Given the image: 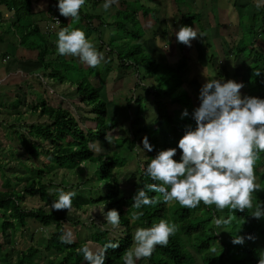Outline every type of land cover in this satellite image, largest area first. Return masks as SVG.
<instances>
[{"label":"trees","instance_id":"trees-1","mask_svg":"<svg viewBox=\"0 0 264 264\" xmlns=\"http://www.w3.org/2000/svg\"><path fill=\"white\" fill-rule=\"evenodd\" d=\"M17 0H10L7 4L10 9L14 10L18 24L20 23V15H28L30 13L29 0H18L19 5L15 4ZM5 2V1H2ZM264 18V17H263ZM133 23V22H130ZM21 27V26H20ZM19 27V28H20ZM26 34V35H24ZM21 35L22 43L28 40L27 47L37 49V58L40 63L48 70L45 64L48 49L41 44H44V37L40 34L37 26L29 25V31ZM35 37V41L30 43V38ZM24 39V40H23ZM35 46V47H34ZM143 47L136 45L134 50H131L128 58L135 60L133 56H137V62L134 66L142 65L145 69V74L152 78L154 86L142 87L144 98L152 97L156 108V118L154 124L157 125L159 130H162V137L165 145L173 144L174 135L179 134L181 137L184 133L179 131L182 124L174 125L170 112L167 109L166 103L181 106L179 98H172L168 96L167 92L162 91V82L165 81L167 73L177 74L176 71L164 68L154 62L146 53H143ZM133 55V56H132ZM127 57L121 58L125 60ZM258 67L253 66L248 68L251 70L248 75H253L254 69ZM51 78L54 80L66 83L69 82L76 88V94L81 103H85L92 108L94 118L92 121L95 126L93 128L80 127L76 118L66 109L61 106L56 108L49 106L44 100L35 105L30 113L45 119L44 123H32L30 125H20L18 128L21 130L20 143L25 150L26 154L35 156L36 158L42 157L44 160V167H28V176L26 177L27 184L15 190L11 186L10 179L4 176L2 183V191H0V231L2 235L6 230L17 229L24 227L26 220H33L43 228H47L52 222L55 223V231L45 239V250L53 251L60 257L58 259H49L46 264H86L80 249L82 247H89L93 251H101L104 246L111 243H118L115 249L109 248L106 252V264H123L122 256L124 252L133 244V231L135 232L139 227H151L158 223L161 219L168 220L179 226V230L175 235L171 236L167 246H157L153 255L147 259L137 261V264H195L198 259L199 264H261L259 257V243L257 240L260 234H264V230H257L253 224H260L257 220L250 219L252 210L255 209L256 203L264 202V171L260 172V168L264 166V159L262 153H259V163H256L255 174L259 179V186L261 193H258V198L253 203V209H246L244 212H234L231 209L218 210L215 205L206 206L202 202L196 209L189 210L181 206L178 202L165 203L160 197L159 193L148 192L149 197H157L160 202L153 206H145L142 209H135L132 207V197L138 188H143L146 184L152 183L151 179L144 174L147 164L150 162L152 155L150 154L143 162L139 160L137 172L139 174V183L134 185L135 190L129 197L122 195L120 184L113 171L117 168H122L125 165V159H114L107 154L94 155L92 145L98 140L106 137V134L116 127V121L113 116L108 117L106 110V102L101 99L100 87L95 88L90 82L83 79L68 80L63 76L59 70H51ZM252 76V82H258ZM248 77L246 75L241 79V82L246 85ZM183 81L181 77H177L175 88L181 86ZM168 90V89H167ZM170 90V89H169ZM160 96H163L160 99ZM133 100V98H132ZM184 100L190 104V97L185 96ZM141 98L135 99V105L138 106V111L141 110ZM133 101L127 102L129 105ZM143 108V107H142ZM188 116L186 120L192 119L193 110L191 106L186 107ZM181 111V110H180ZM179 113V112H177ZM177 114L176 117H178ZM184 120L185 122H187ZM167 122L166 127L163 123ZM143 123V122H142ZM174 127V128H173ZM195 128V125H194ZM146 133V126L143 124L135 130V135L132 136L131 143L134 140L142 141V138H136L137 133ZM182 134V135H181ZM147 136V133L146 135ZM144 136V137H145ZM148 137V136H147ZM127 138L122 140L126 141ZM180 139V138H179ZM149 140V137H148ZM150 142V141H149ZM178 143V142H177ZM151 145L153 143L150 142ZM177 145L176 143L174 144ZM115 148L118 146L115 143ZM83 162H98V178L106 179V186L103 188L101 195L88 200L80 201L77 203L74 200V207L81 209V205L89 204H103L106 210L116 209L120 214V225L118 234H110L108 228L93 227L91 233L86 238H80L76 234V241L64 235L62 222L65 219L56 211H45L44 207H28L23 205L26 198H37L41 204L51 205L52 202L58 199V189L66 185L62 183L61 187L50 192L51 184L43 183L42 180L47 176L48 172L55 169H77ZM258 165L261 166L258 168ZM29 172L34 176H29ZM16 178V177H15ZM23 180L22 177H17L15 180ZM36 179L38 180L36 183ZM80 186V185H79ZM65 191V189H63ZM147 191V189H145ZM80 194V193H79ZM75 199V198H74ZM78 199V198H77ZM81 200V199H78ZM137 211H142L143 215L139 220L133 221L132 214ZM235 215L236 219L231 220L230 223L221 225L224 228L226 239H221L219 235L218 226L215 224L216 218L228 220L229 217ZM249 218V219H248ZM253 222V223H251ZM135 229V230H134ZM236 237L244 238L243 244H233ZM80 238V239H79ZM65 241H71L67 243ZM190 246L193 252L187 249ZM4 244L0 242V251L3 249ZM240 253H245L241 256ZM39 254V249L36 247H29L25 251L17 253L14 262L8 260V255L0 257L1 264H39L33 259ZM197 255V258L194 256Z\"/></svg>","mask_w":264,"mask_h":264},{"label":"crops","instance_id":"crops-1","mask_svg":"<svg viewBox=\"0 0 264 264\" xmlns=\"http://www.w3.org/2000/svg\"><path fill=\"white\" fill-rule=\"evenodd\" d=\"M9 1L0 0L1 143L8 140L3 129L9 123L7 114L19 115L15 117L19 122L20 113H25L26 117L41 99L49 106L58 107L52 102V96L59 94L56 83L69 86V90L76 93V88L69 82L54 81L50 75L51 70H57L53 64L59 62L61 55L55 51V42L49 40L58 36L64 27L82 30L103 53L102 64L106 71L98 79L101 80L100 92L109 81H124L130 75V67L136 74L134 91L142 90V80H152L146 74L139 77L138 66H134L139 55H132L133 61L128 58L129 52L140 45L143 53L154 62L182 76L183 83L178 88L183 87L185 92L191 93L190 103H195L194 108L200 105L199 92L208 79L223 82L231 79L242 83L241 79L246 75L250 84L246 82L241 95L264 99V0H119L118 5H112L107 12L103 9L105 0H86L78 22L60 15L58 0H29L30 13H21V24H18L14 10L5 4ZM15 4L19 5L18 0ZM55 16L61 18L60 26L46 33L47 25ZM29 25L37 26L44 37L41 45L48 49L49 59L45 60L48 70L37 58L38 50L28 48V40L22 43L21 35L29 31ZM180 26L193 27L204 35L192 40L190 47L185 46L176 40L175 32ZM34 41L35 37H31L30 43ZM124 57L127 58L121 60ZM73 60L90 69L78 57L71 56ZM253 66L258 67L253 75L259 83L252 82L253 75H248V68ZM62 99L58 96L59 102H63ZM181 108H177L179 112ZM263 171L264 166L260 168V172ZM259 247V257L264 262V245L259 244Z\"/></svg>","mask_w":264,"mask_h":264},{"label":"clouds","instance_id":"clouds-1","mask_svg":"<svg viewBox=\"0 0 264 264\" xmlns=\"http://www.w3.org/2000/svg\"><path fill=\"white\" fill-rule=\"evenodd\" d=\"M85 3L86 0H58L57 8L61 16L78 22ZM118 3L119 0H105L103 9L107 12ZM57 35L58 55L78 57L92 68L104 61L103 53L82 30L64 27ZM203 35L189 26H180L175 32L177 42L188 47L192 40ZM243 88V83L231 79L226 82L207 80L199 92L200 105L192 113L195 128L186 125L175 148L161 150L150 158L144 174L152 183L136 190L132 197L133 208L139 210L159 203L157 197L148 196V192H154L160 194L163 202H178L189 210L196 209L201 202L206 206L215 205L218 210L244 212L253 209L254 200H257L255 193L261 191L255 166L259 153H264V99L242 96ZM188 115L185 109L181 118ZM141 143L143 150H154L147 136L142 138ZM95 147L97 151L103 150L98 140ZM136 149L141 151L139 146ZM177 149L180 150L179 161L174 159ZM57 191L58 199L51 203L50 208L70 210L76 193L63 189ZM142 215V211H137L131 218L136 221ZM252 216L255 219L264 217V202L256 203ZM104 218L113 227H119L120 214L116 209L108 210ZM235 219V215L228 220L216 218L215 224L219 227ZM178 230L177 224L164 219L151 227L137 228L133 244L122 256L123 264H137L141 259L150 258L156 247L167 246L170 237ZM232 242L243 244L244 238L236 237ZM118 246V243L109 242L101 251L85 246L80 252L86 264H106V252Z\"/></svg>","mask_w":264,"mask_h":264},{"label":"rangeland","instance_id":"rangeland-1","mask_svg":"<svg viewBox=\"0 0 264 264\" xmlns=\"http://www.w3.org/2000/svg\"><path fill=\"white\" fill-rule=\"evenodd\" d=\"M240 29L243 30V24H241ZM57 39L58 36H53V38L49 41L55 42L54 44L56 45ZM55 51L57 53L56 47ZM46 58L49 59L48 56ZM148 59L150 61L153 60L152 58ZM53 67L61 71L63 73V76L67 77L68 80L83 79L84 81L90 82V84H92V86L96 89L99 88L97 86H99V83L101 81L98 79L103 77V71H106V67L104 68L102 63L95 68L89 67L90 69H88V67L81 66L78 60L71 61V56L69 57V55L61 56L59 62L54 63ZM130 68L132 69L133 67ZM177 68H180V66H177ZM131 69L128 70L130 71V75H127L124 81H121L119 83L117 81H109L110 83L106 84L104 89L101 90L100 98L105 100L108 117L113 116L114 120L116 121V127L114 130L108 132L105 138L99 140L100 145L103 149L102 151L96 150L95 143L92 145V150L95 156L99 154H107L116 160L125 159V165L122 168L114 169L113 173L119 181L122 195L127 197H129L132 192L134 193V185H137L140 182L139 174L137 172L139 160L143 162L150 154L152 155V157H155L157 152L161 150L175 148L176 146L174 144H177L180 138L179 134H177L176 136L174 135L175 138L173 144L170 145L169 142V145H165L164 139L162 137V130L165 129L162 128V130H159L160 127L154 124V120L156 118V108L153 104L154 100L152 97L144 98L143 89L138 90L136 89V87L134 88L136 89V91L133 90L136 74L134 73V69ZM137 72L140 73L139 77L144 76V66L138 64ZM178 76L182 77L180 74L169 72L164 76L166 78L165 81L160 80V83L162 82V91L167 92L170 99L180 97V103H182L180 112L177 108L181 106H177L176 108V105L170 104L169 102L166 103L168 104L167 109L170 112H179H174L171 115L172 119L174 120V125L177 126L178 124H182V127L179 128V131H183L186 125H192L194 129V120H186V117H184L183 119L181 118V113L186 109V107L191 106L192 110L195 109L193 107L195 103L189 104L184 100L185 96L189 97V95L191 94L189 93V91L185 92V89L183 87L177 89L175 88V83H177ZM55 85L57 88V93H59L58 96L63 97V102H59L58 96L55 97V95H51L52 102L57 106L59 105L63 108H66L76 118L80 127H82L83 129L93 128L95 124L92 121V119L94 118V114L91 112L92 108L85 103H81L77 94L73 93L74 90H69V86H60L59 83H56ZM141 85L144 87H152L154 86V83L152 80H142ZM49 91L52 92L51 88L49 89ZM137 96L142 99V101H140V105L143 108L141 107L140 112L137 109L138 106L134 103L135 99H137ZM162 97L163 96H160V99ZM130 101L133 102L128 105L127 102ZM24 114L25 113H20L19 122H17V120L15 121V117L19 115L11 116L10 114H7L8 118L6 119V121H9V123L8 125L3 126V129L7 134L6 138L8 140L7 142H0V191L3 190L2 183L4 180V176L10 179L11 186L15 190H19L27 184L26 177L28 176V167H41L42 169L44 167V160H42V157L36 158L35 156L26 154L20 143L19 138L21 130H19L18 127L23 124L30 125L32 123L38 122L44 123L45 119L33 113L28 114L26 117ZM177 114H179L178 117H176ZM184 120H186L187 122H185ZM142 124L146 126V133L149 137V141L153 143L154 150L152 152L143 150V145L139 140H134L133 145L131 143L132 136L135 135V130L138 129V127ZM167 124L168 123L164 121L163 127H166ZM166 129L170 131L168 127H166ZM136 133L137 136L135 137V139H139L146 135V133L143 132L138 133L136 131ZM125 137L129 138H127L126 141L122 142ZM115 143L118 146L117 148L114 147ZM137 146L140 147L141 151H138L136 149ZM174 159L176 161H179V149H177V154ZM259 161L260 160L258 159L257 162ZM98 170V162H83L75 170H52L48 172L47 176H45L42 182L51 184L50 186L52 188L51 190H49L50 192H53L54 189L56 190L57 188L61 187L62 183H64L66 186H62L60 189H65L66 192H75L76 196L74 197L75 199H73V202L75 200L77 201V203H81L80 201H83L85 199L88 200L90 198H95L98 195H101L103 188L106 186V179L100 180L98 178ZM29 176L33 175L29 172ZM15 177H22L23 180L19 179V181H17L15 180ZM33 177V179L36 178L35 175ZM37 181L38 180L36 179V183ZM258 193L261 192L255 193L256 199L258 198ZM77 198L81 200H78ZM23 205H26L28 207L41 206L44 207L45 211H56L52 210L50 208V205L46 206V204H41L37 198H26ZM254 211L255 209L252 210V214ZM56 212L59 214V216L65 219V221L62 222L64 235L70 238L72 241H76V234L83 239L89 236V233H91L95 225L104 229L108 228L110 234L112 235L118 234L119 227H113L104 218V213H106L107 210L105 205L103 204H89L85 206L81 205V209L77 207L75 208L73 204V207L68 211L59 210ZM250 219L255 222L257 220L260 222V224H253L257 230H264V217L255 219L251 215ZM1 220L2 218L0 214V222ZM54 227V222H52L49 227L43 228L33 220H26V225L24 227H18L15 230H6L4 235H2L0 231V242L4 244L3 249L0 251V257L8 255V260L12 263L15 261L17 253H19L20 251H25L29 247H36L39 249V254L33 259L36 263L46 264L47 260L49 259H58L60 257L58 254L53 251L45 250V239L55 231ZM218 229L221 239H226L227 235L224 234V228H222V226H219ZM134 233L135 232L133 231V236ZM257 243L264 245V234H260ZM187 249L193 252L189 245L187 246ZM240 255L244 256L245 253H240ZM194 256L197 258V255ZM262 259L264 261V248ZM196 261L197 262L195 264H199L198 259H196ZM261 264H264L262 260Z\"/></svg>","mask_w":264,"mask_h":264},{"label":"built area","instance_id":"built-area-1","mask_svg":"<svg viewBox=\"0 0 264 264\" xmlns=\"http://www.w3.org/2000/svg\"><path fill=\"white\" fill-rule=\"evenodd\" d=\"M57 21H58L59 23H57ZM60 24H61V18H60V17H58V16L52 17V20H51L50 24L47 25L45 32H46V33H47V32H48V33H51L52 30H53V28H55V27H59Z\"/></svg>","mask_w":264,"mask_h":264}]
</instances>
